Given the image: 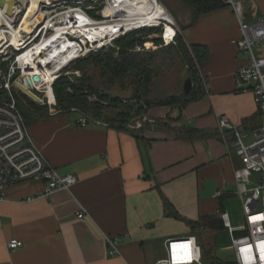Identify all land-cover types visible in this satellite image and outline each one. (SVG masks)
Here are the masks:
<instances>
[{
  "label": "crops",
  "instance_id": "0c3cea01",
  "mask_svg": "<svg viewBox=\"0 0 264 264\" xmlns=\"http://www.w3.org/2000/svg\"><path fill=\"white\" fill-rule=\"evenodd\" d=\"M241 1L249 23L263 17L264 0ZM176 22L187 44L209 49L200 64L206 86L201 98L183 108L152 106L138 118L101 117L85 125L77 111L23 114L49 162L77 182L46 197L40 195L43 182L5 188L0 264H155L166 254L167 239L194 231L172 215L165 198L176 212L197 220L218 212L224 195L238 188L241 160L223 140L219 119L226 116L249 134L246 121L259 113L254 94L236 90L234 70L247 61L233 43L241 35L238 17L225 5L195 21L192 13L180 15ZM256 53L264 56V44ZM168 117L210 135L185 139L169 129ZM108 236L120 238L119 256L109 253ZM13 239L22 245L9 248Z\"/></svg>",
  "mask_w": 264,
  "mask_h": 264
},
{
  "label": "built area",
  "instance_id": "2783aa9c",
  "mask_svg": "<svg viewBox=\"0 0 264 264\" xmlns=\"http://www.w3.org/2000/svg\"><path fill=\"white\" fill-rule=\"evenodd\" d=\"M223 1L234 9L240 23L241 35L233 39V43L247 56L246 63L234 70L236 90L241 93H253L262 116L261 124L252 130L248 142L245 140L249 138L248 133L233 125L226 116L219 119L223 140L232 143L242 163L241 167L235 170V178L246 219L243 229L239 230L242 235L236 236L238 230L231 227L228 213L222 214L224 225L233 234L234 251V258L224 264H264V56H259L255 50V46L264 44V15L258 22L249 23L241 0ZM30 6V0L15 1V7L8 16L10 23L2 22L0 25V202L4 199L6 187L22 181L43 182L45 186L40 195L45 197L55 191L69 189L77 182V178L72 174L61 175L37 146L19 108L18 98L26 104L27 99L24 97L28 96L37 103L48 104L54 112L59 111L55 109L58 100L54 84L67 66L107 46L122 35L150 27H136L113 36L108 44L100 46L93 43L89 37L80 36L72 32L71 27H67L69 24L76 27L78 25L77 17L72 18L75 23H69L63 18L64 14L72 9L82 10L89 18L97 20L81 6H69L61 10V0H40L34 15L27 17ZM103 10L102 19L99 20L114 18L105 17ZM40 13L43 17H38ZM26 18L27 28L24 22ZM171 24L176 28V35L181 32L176 20ZM66 28L67 32L61 37V30ZM165 31L166 29L164 34ZM64 39H71L77 45L72 47L74 53L71 60L61 66V60L55 55L61 54V42ZM164 40L167 43L165 38ZM55 47H58V53L50 57V49ZM45 67L53 71L51 77L46 74ZM36 75L39 76L38 81L34 80ZM28 80H31L33 87L29 85ZM50 86L53 97L48 94ZM22 87L36 93L39 100L30 97ZM73 110L81 114L82 125L96 121L93 116L78 109ZM253 173L261 174L263 180L255 186H252L251 181ZM215 196H221V192L218 191ZM78 216L83 217L84 212L81 211ZM21 245L22 241L18 239L8 242V247L12 249ZM107 246L112 256L121 254L119 237L108 236ZM155 264H205L198 236L193 234L167 239L166 254Z\"/></svg>",
  "mask_w": 264,
  "mask_h": 264
},
{
  "label": "rangeland",
  "instance_id": "374dc122",
  "mask_svg": "<svg viewBox=\"0 0 264 264\" xmlns=\"http://www.w3.org/2000/svg\"><path fill=\"white\" fill-rule=\"evenodd\" d=\"M15 1L17 0H14V2ZM161 1L166 6L169 13L171 12L175 16L177 21L178 18H180V15L192 13V8L185 4L182 0ZM106 5L107 0H61V10L67 9L69 6H81L95 19H102V10ZM154 27L156 29L150 34L146 36H138V38H143V43H141L142 45L137 43L135 46H133V48L128 49L136 54L137 61L141 63L139 73L148 70L152 75L148 94L144 95L141 92L142 90L140 91L139 76L130 75L115 82H110L102 76L99 67L95 65L90 59L85 61V58H87L89 55L96 54L103 49H109L112 47L119 52L121 46L116 44L117 38L107 46L72 62L61 72V76L66 75L71 77L74 81L80 79L81 81L89 84L91 90L94 92L88 97L90 101H99V95L104 94L107 95L108 98H117V102H121L125 106H122L121 103L115 105V103L113 104L112 102L101 100L103 105L101 112H96L94 110H90L89 112L82 110L79 111L95 118H99L103 115L104 117H113V119L116 120L123 118L134 119L140 117L146 112L144 110H146L148 106L145 104L147 99L156 100L167 98L173 95L179 96L183 94L182 87L184 80L186 77L190 76L187 63L191 61V59L186 52L185 45L187 43L185 40L184 42L186 44L176 40L175 38L173 42L167 44L163 38L164 25L161 24ZM148 42H152L151 47L147 46ZM258 49L259 47L255 46V50L258 51ZM118 52L116 54H118ZM194 63L198 69V74L201 77L202 85L206 87L205 79L201 74L200 63L196 60ZM24 98L27 99V103L24 104L21 99L18 98V105L26 118H28L31 110L40 112L42 111L43 114L54 112V109H52L48 104H40L34 100V104H32L29 103L30 98L28 96H25ZM55 109L61 111L58 106ZM78 113L79 112H73V114ZM79 115L81 116L80 113ZM165 120V123L167 126H169V129H171L175 134H179L181 127L176 125V119L174 117H168ZM251 135L252 131H249V138L245 139L246 142L250 141ZM251 181L252 186L261 183L263 181L261 174L253 173L251 176ZM233 190L234 191L231 193L224 195L222 200L223 203L221 206H219V211L209 214V216H216L223 219L222 214L227 212L230 225L231 227L238 230L236 236H239L242 235L239 230L243 229L246 219L242 199L238 193V188H233ZM185 223L187 224V222ZM190 234H196L199 236L203 247L209 251H212L213 254L221 261L226 263L230 262L234 258L233 234L228 227H217L211 231L202 227L196 231H190L187 233V235ZM204 262L205 264H209V261L206 260V258L204 259Z\"/></svg>",
  "mask_w": 264,
  "mask_h": 264
},
{
  "label": "trees",
  "instance_id": "16d2710c",
  "mask_svg": "<svg viewBox=\"0 0 264 264\" xmlns=\"http://www.w3.org/2000/svg\"><path fill=\"white\" fill-rule=\"evenodd\" d=\"M185 4L192 8L193 21L199 18L200 15L217 10L219 8L224 7L226 4L223 0H182ZM155 27L149 28H141L138 30L131 31L124 36H121L116 40V44L121 46L120 51L118 52L116 49L112 47L109 49L100 50L96 54H91L87 58L90 59L95 65H97L100 69V72L103 77H105L110 82H115L117 80L123 79L130 75H137L140 77V91L147 95L149 91V86L152 80L151 73L146 70L144 72L139 73V68L141 63L137 61V56L133 51L128 49L133 48L137 43H143V38L138 36H146L150 34ZM176 40H179L183 43L184 37L182 33H178L176 35ZM145 42V41H144ZM159 42V41H158ZM186 44V43H185ZM142 45V44H141ZM186 52L189 55L191 61L187 63L190 77H192L194 81V88L190 94H185L183 92L182 95H173L163 99L150 100L147 99L145 104H147V109L152 106H162V105H171L177 106L179 108L185 107L190 102L201 98L205 95L206 90L202 85L201 77L198 74V69L195 66L194 61H198L200 64L206 60L209 56V49L207 46L200 44L185 45ZM118 52V54H116ZM84 60V59H83ZM54 92L58 100V107L61 109V112H71L74 111L73 108H77L82 111H99L103 108L102 101H109L115 105L120 104L121 102H117V98H108L107 95L100 94L99 101H90L88 99L89 95H92L94 92L91 90L89 84L84 81L73 80L71 77L62 75L54 84ZM29 103L34 104L33 100H29ZM122 106H125L121 103ZM143 109V108H141ZM146 109V110H147ZM144 110V111H146ZM104 117L103 115L99 118ZM257 116L251 117L247 119L246 124H249V127L252 129L257 128L262 121V116L258 113L257 120H254ZM127 119V118H126ZM179 136L185 139H195L206 137L210 135L209 132L200 130L194 127H181ZM165 206L167 209L171 210L173 216L178 217L179 219L184 220L187 224L194 230H198L200 228L209 229L210 231L216 229L217 227H223L224 222L223 219L218 218L216 216L203 215L197 220L188 219L185 216H182L178 212L175 211L173 205L168 199H164ZM199 238V236H198ZM200 240V239H199ZM202 245V243H201ZM204 259L209 261V264H224L219 258H217L212 251L207 250L203 247Z\"/></svg>",
  "mask_w": 264,
  "mask_h": 264
},
{
  "label": "bare ground",
  "instance_id": "6f19581e",
  "mask_svg": "<svg viewBox=\"0 0 264 264\" xmlns=\"http://www.w3.org/2000/svg\"><path fill=\"white\" fill-rule=\"evenodd\" d=\"M30 1L31 6L27 17L34 15L38 9L40 0ZM14 7V0H0V25L2 22L10 23L8 16L12 13ZM103 13L107 18L111 16L114 18L92 20L82 10L74 9L68 10L63 18L69 23H75L72 18L77 17V27L74 24H69L67 27H71V31L78 33L80 36L89 37L93 43L99 44L100 46L108 44L113 36L121 35L124 32L140 26L154 27L161 24L164 25L166 31L163 37L167 40L168 44L172 42V39L176 35V28L171 24L175 23V19L166 9V6L159 0H108ZM38 17H43V14L40 13ZM24 22L26 23L25 28H27L28 18ZM67 30L68 28L61 30V37ZM16 33L18 34V32ZM1 35L2 33L0 31ZM76 45L71 39H64L61 42V54L55 55V57L57 56L61 60V66L71 60L74 53L72 47ZM147 46L151 47L152 42H148ZM57 49L58 47L50 49V57H54L53 54L58 53ZM45 69L48 77H51L53 71L49 67H45ZM48 90V94L53 97L52 87L50 86Z\"/></svg>",
  "mask_w": 264,
  "mask_h": 264
},
{
  "label": "water",
  "instance_id": "95a60500",
  "mask_svg": "<svg viewBox=\"0 0 264 264\" xmlns=\"http://www.w3.org/2000/svg\"><path fill=\"white\" fill-rule=\"evenodd\" d=\"M34 80L38 81L39 80V76L36 75L34 77ZM28 83H29V85L31 87H33V84L31 82V80H28ZM22 88L30 97H32L33 99H35L37 101L39 100V97L36 95V93H34L33 91H31V90H29V89H27L25 87H22ZM193 88H194V81H193L192 77H190V76L186 77L185 80H184L183 87H182L183 92L185 94H190L191 91L193 90Z\"/></svg>",
  "mask_w": 264,
  "mask_h": 264
}]
</instances>
